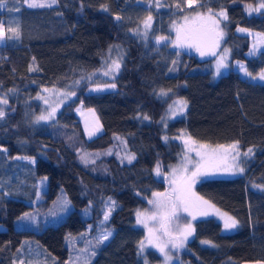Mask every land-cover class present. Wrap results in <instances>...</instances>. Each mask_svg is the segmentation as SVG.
<instances>
[{"label": "trees", "instance_id": "16d2710c", "mask_svg": "<svg viewBox=\"0 0 264 264\" xmlns=\"http://www.w3.org/2000/svg\"><path fill=\"white\" fill-rule=\"evenodd\" d=\"M148 1L56 0L51 7L33 8L26 0H0V23L7 34V42L0 44V96L7 100L0 103L5 113L0 118V223L5 226L0 229V264H66L70 254L66 236L79 234L88 225L94 229L107 198L115 202L107 220L112 234L87 264L160 261L159 249L140 250L145 230L136 224L135 212L147 205L153 191L169 188L167 167L182 149L175 137L181 133L208 144L236 141L243 152L251 148L252 155L243 157V173L201 179L194 186L197 194L231 213L238 228L223 232L213 217L196 219L192 237L173 250L180 259L174 264L264 259V81L242 77L233 67L214 80L210 70H192L207 61L192 50L181 55L174 70V52L154 41L159 33L173 35L167 28L168 11L223 10L231 57L243 60L255 75L264 69V49L247 56L249 36L236 28L264 33V9L252 13L245 9L261 0H161L167 9L161 11L163 16L153 12L150 35L143 39L132 30L140 16L138 8ZM114 43L125 53L117 74L107 79L116 87L88 91L92 82L83 78L102 66ZM49 85L71 88L74 96L50 120L30 122L40 109L34 96ZM176 96L187 101L184 115L164 119ZM78 102L93 107L103 125V131L90 139L74 111ZM115 134L135 153L131 162L122 161L129 157L124 148L119 149L126 155L121 154L122 159L113 153L118 141L114 150L106 151ZM80 149L92 159L83 160ZM21 156L35 158L32 182L21 170L16 185H6L3 179L18 171V161L32 166ZM39 175L47 176L49 198H56L62 188L73 207L62 220L41 230L18 228L15 221L32 207L28 201L35 197ZM20 192L28 193L29 200L15 195Z\"/></svg>", "mask_w": 264, "mask_h": 264}, {"label": "rangeland", "instance_id": "374dc122", "mask_svg": "<svg viewBox=\"0 0 264 264\" xmlns=\"http://www.w3.org/2000/svg\"><path fill=\"white\" fill-rule=\"evenodd\" d=\"M32 0H26L27 4H30ZM157 3H159V6H157ZM261 2H258L255 5H246L245 9L248 13L252 12H258V11H249V7L251 6L253 9L257 8ZM2 9V7H0ZM148 9V11H146ZM167 9V6L162 3L161 0H149L145 4H143L142 8H138V12L140 13V16H138V22L137 26L132 30V33L136 36L147 39L150 35L151 27L154 23V14L153 12H158L160 16H163L164 13L161 12L163 10ZM262 10V9H260ZM223 10H219L217 12H211V11H200V10H194V9H183L179 12H172L168 11V15L171 16L170 22L167 24V28L170 32L173 33L172 36H167L164 34H157L154 36V41L156 44L166 45V48L169 50H172L175 54V61H174V70L179 64V59L183 53H188L189 50L193 51V47H188L187 43H185L183 46L176 43V37H177V30H180L182 33L186 31H190L191 28L194 26H197L199 24H202L206 22L207 24H212L211 20L208 18L211 17L212 19L219 21L218 27L214 24H212L216 29H218L220 32L223 33L222 36H220V39L218 41V45L216 49L207 57V61H205L204 64L200 65L199 68L194 67L192 70H210L212 74V79H217L222 73L226 72L230 67H233L234 70H236L240 76L245 77L252 81H259L262 82L264 80L259 78V74L264 71L262 69L255 75H246V72L249 73L246 69L245 62L243 60L239 59H232L231 52H230V46L226 42V30L224 29V18L219 16L218 13H220ZM225 12V11H223ZM151 17V20L149 21L148 18ZM147 22V24H146ZM161 22V20H159ZM2 25L3 30L5 32V35L2 40H0V44H4L7 42V34L5 31V28L3 24ZM240 29H247V31H240ZM236 31L239 33L247 34L249 36V48L245 52L247 56L256 55L259 53V51L264 49V34L261 31L245 28L242 26H238L236 28ZM160 37H165L166 39L160 40ZM124 49L123 47L118 44L114 43L111 44L110 47L107 49L105 60L102 64V66L86 75L83 80L84 81H91L87 86L88 91H100V90H106V89H113L116 87V84L113 80H107L108 78L113 77L115 74H117L118 70H116L113 66V61H117L120 66L122 64V59L124 57ZM223 58L224 65L226 67H221L219 70V74L217 73V63L219 60ZM170 73L174 72L173 69H170ZM107 73V74H106ZM95 82V83H94ZM115 85V87H110V85ZM91 85V86H90ZM162 96L166 95V92L161 93ZM74 96L73 89L71 88H65V87H59L54 85L49 86H41L38 90L37 94L34 96V98L39 102L40 109L37 114H32V116L29 117V121L33 123H40L50 120L54 117L55 113L61 108L62 104L66 102L68 98H71ZM5 98V97H4ZM3 97L0 96V103H3L5 100ZM47 101V103H45ZM178 101H186L183 97H173L168 104V107L166 108V111L164 113V119H173L184 115L185 109L183 111H176V104L174 102ZM187 103V101H186ZM55 109V112L52 114L51 118L48 120H40L37 121V117L41 115H48L49 113H52V110ZM74 111L76 115L78 116V119L81 122L84 135L87 139H90L99 133L103 131V125L102 122L97 115L95 109L91 106H86L82 102H78L75 107ZM122 136L119 134L114 135L115 142L112 146L108 147L106 151L108 150H114V147L116 146V151L113 152L116 154L119 158L122 159L121 154L125 155V152L119 151L120 148H124L128 156H135V153L131 151L127 147V142L118 141ZM182 144V149L176 158V160L170 164H168L167 167V178L169 182V188L163 189V190H155L151 193L149 196V199L147 200V205L143 208H138L135 212V222L138 226H141L145 230V236L142 239L144 242V249L143 252H145L148 248H157L160 250L157 245H160L163 247V251L161 252V260L158 262H155L153 264H174L180 261L177 255L173 253V250L175 248H181V247H173V243L175 242V239L178 238L184 229V227L188 224L194 225V222L196 219L201 216L198 214V212L195 211V209L190 210L189 212L183 211L182 206L178 207V209L173 213L171 207L169 208H160L159 210L152 204L149 203V201L156 199L153 196V193H165V194H171L172 189L175 187L174 181H178L183 176H191L192 171L195 170V165L198 162H201V156L197 154V152H205L207 150L216 149L218 152H223L224 149H218V145H232L236 143V141L228 142L225 144H208L204 142H199L193 139L192 137L186 135L185 133H181L177 136H175ZM118 141V142H117ZM188 141L186 144L185 142ZM200 145H206L207 149H201ZM82 150V149H80ZM85 151V150H84ZM83 150L80 152V155L82 156L83 160H91L93 156H91L89 153H85ZM231 151V150H229ZM237 151L240 153V156L238 157L239 160V167H243V159L247 156L244 155L247 151L243 152L240 150L239 145H237ZM119 153V154H118ZM232 155H235V152H232ZM252 155V153H251ZM126 156V155H125ZM127 156V157H128ZM244 157V158H243ZM20 158V157H17ZM32 163V166L29 164L26 165L23 161H18L19 167L18 171L16 173H13V171L8 172L7 176L4 177L3 181H5L6 185L15 186L18 180V172H21V170H24L26 173V179L29 182L31 181V174L35 172L33 169L35 158L34 157H23L21 156V159H26ZM20 160V159H19ZM34 161V162H33ZM122 161H129V159H122ZM232 164V159L229 157L227 160H222L217 162L216 167L223 168L228 165ZM187 169L184 171V169ZM175 169V172L173 171ZM241 174L239 172H223V171H214L211 174H209L206 177L199 178L195 181L194 184H192L191 191L198 197H202L199 194H197L194 190L195 184L200 181L201 179L205 178H211V177H226V176H234ZM11 178V179H10ZM20 178V177H19ZM38 179L36 182V194L35 197H33V200H29L30 197L26 196L28 193H17L15 195H18L28 202L32 204V207L26 211L23 212L15 221V226L18 228H25V227H31L35 230H41L43 227H45L47 224H56L60 220H62L66 214L72 209V203L68 199L65 191L61 188L58 192V195L56 198H49L45 191L47 190L48 186V179L46 175H39L36 176ZM33 185L31 184V188ZM18 190V189H17ZM26 192L28 190L26 189V186L24 188ZM203 200L208 201L211 205L215 206V210H218L221 215H217L215 210L209 209V214L207 216L213 217L216 221L220 222L221 229L223 232L233 231L238 228V225L234 229H225L224 228V213H227L228 216L235 218L231 213L219 208L206 198L202 197ZM67 200L68 203L64 204V201ZM112 199L107 198L105 201H103V215L94 227L92 228L91 225H88L85 230H83L79 234H71L66 236V244L69 246V258L67 259L66 264H87L90 259L93 258L95 253L97 252L95 249L99 246L96 242L97 238L104 232L110 231L112 234L111 228L107 225V220L104 219L105 213L108 211V209L114 206L112 205ZM86 209H83L85 211ZM146 213L148 215H151L153 213H156L157 219L156 220H149L147 222V225H141L137 223V212ZM25 213L31 214L29 217H26L24 219H21V217H24ZM111 213V212H110ZM195 213V219H193V214ZM110 214L108 215L109 218ZM236 219V218H235ZM237 220V219H236ZM238 221V220H237ZM163 225V227L161 226ZM5 226L0 223V229L4 228ZM153 229V238L152 242H149V231L148 229ZM171 234V235H169ZM193 235V233H192ZM191 236H188L187 240L190 239ZM111 236L108 237V239ZM107 239V240H108ZM105 240V241H107ZM104 241V242H105ZM102 244V243H101ZM185 244V243H184ZM50 256L52 254L48 251H46ZM167 254V256H166ZM167 257H171L168 259Z\"/></svg>", "mask_w": 264, "mask_h": 264}, {"label": "snow or ice", "instance_id": "6c2138e0", "mask_svg": "<svg viewBox=\"0 0 264 264\" xmlns=\"http://www.w3.org/2000/svg\"><path fill=\"white\" fill-rule=\"evenodd\" d=\"M56 3V0H32V2L29 4L30 7L33 8H41V7H51L53 4ZM189 3H192V0H189ZM157 6H159V3H157ZM0 7H3V4L0 3ZM249 7V11H260V9H264V0H261V3L259 6L255 9H253L251 6ZM219 16L223 17L224 19H227V15L225 12L221 11L218 13ZM119 19V17H117ZM211 20V23L216 25L218 27L219 21H216L212 19L211 17L208 18ZM148 20H151V17L148 18ZM147 24V22H146ZM12 32H16L17 29L13 28L10 29ZM240 31H247V29H240ZM5 35V32L3 30L2 25H0V40L3 39ZM203 35L202 31L194 29L190 32H181L180 30H177V37H176V43L180 45H184L185 43L196 41L201 38ZM219 36H222L223 33H218ZM264 35V34H260ZM160 40L166 39L165 37H160ZM200 50L199 48L197 49ZM201 55H204V52H200ZM113 66L116 70L119 69L120 64L117 61H113ZM226 67L224 65L223 58L218 61L217 63V73L219 74V70L221 67ZM107 74V73H106ZM246 75H251V73H247ZM259 78L264 80V71H262L259 74ZM110 87H115V85H110ZM4 104H7V100L3 101ZM47 103V101H45ZM176 104V111H183L184 108L187 107L186 101H178L174 102ZM55 112V109L52 110V113H49L48 115H41L37 117V121L40 120H48L51 118L52 114ZM5 115L4 111L0 109V118H3ZM186 144L188 141L185 142ZM239 142H236L232 145H228L227 147L224 145H218V149H224L223 152H218L216 149L207 150L205 152H197L198 155L201 156V162H198L195 165V170L192 171L191 176H183L178 181H174L175 187L172 189L171 194H165V193H153V196L156 199H153L149 201L150 204L154 205L158 210L160 208H169L171 207L173 213L178 209V207L182 206L183 211L189 212L190 210L195 209L196 212H198L201 216H207L209 214L208 210L212 209L215 210V206L211 205L208 201L203 200L202 197L196 196L192 191V184L195 183V181L199 178H203L208 176L214 171H223V172H239L243 173L244 168L239 167V160L238 157L240 156V153L237 151V145ZM201 149H207L206 145H200ZM231 150V151H229ZM6 151V150H4ZM232 152H235V155H232ZM252 153V149L249 148L248 151L244 154L245 156H248ZM229 157L232 159V164L228 165L223 168L216 167L217 162L222 160H227ZM134 156H129V162H131L132 159H134ZM27 159V158H26ZM34 162V161H33ZM187 169L185 168L184 171ZM175 172V169L173 170ZM157 172H159V166H157ZM68 201L65 200L64 204H67ZM112 205L115 206V202L112 201ZM112 211V208L110 207L108 211L105 213L104 219H108V215ZM217 215H221L218 210H215ZM31 214L25 213L24 217H21V219H24L26 217H29ZM224 218V228L225 229H234L238 221L227 215V213L222 214ZM157 215L156 213H153L151 215H148L146 213L137 212V223L141 225H147V222L149 220H156ZM193 219H195V213L193 214ZM163 227V225H161ZM149 242H152L153 238V229L149 228ZM195 231L194 227L191 224H188L184 227L182 230L180 236L175 239V242L173 243V247H183L184 243L187 241L188 236H191L192 233ZM171 235V234H169ZM111 236L110 231H106L102 233L96 240L97 244L103 243L105 240L108 239V237ZM202 243H210L209 241H202ZM157 247L160 248L161 251H163V247L160 245H157ZM144 249V242H140V250L143 251ZM167 256V254H166ZM170 259L171 257H167ZM21 264H23V261H21Z\"/></svg>", "mask_w": 264, "mask_h": 264}, {"label": "water", "instance_id": "95a60500", "mask_svg": "<svg viewBox=\"0 0 264 264\" xmlns=\"http://www.w3.org/2000/svg\"><path fill=\"white\" fill-rule=\"evenodd\" d=\"M197 29L202 31L203 35L200 39L192 42H188L189 47H193V52L196 55H199L200 58H205L209 56L217 47L220 36L218 33H221L216 29L212 24H207L206 22L194 26L190 31ZM189 31V32H190ZM200 49L199 51L197 49ZM203 51L204 55H201L200 52ZM240 264H264V259H257L252 261H243Z\"/></svg>", "mask_w": 264, "mask_h": 264}, {"label": "bare ground", "instance_id": "6f19581e", "mask_svg": "<svg viewBox=\"0 0 264 264\" xmlns=\"http://www.w3.org/2000/svg\"><path fill=\"white\" fill-rule=\"evenodd\" d=\"M85 82V81H84ZM88 83V82H87ZM95 83V82H94ZM91 86V85H90Z\"/></svg>", "mask_w": 264, "mask_h": 264}]
</instances>
